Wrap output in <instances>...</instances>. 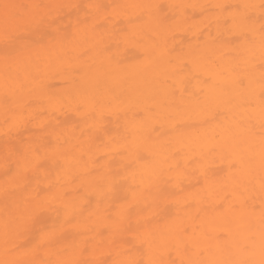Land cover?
Masks as SVG:
<instances>
[{"label": "bare ground", "instance_id": "6f19581e", "mask_svg": "<svg viewBox=\"0 0 264 264\" xmlns=\"http://www.w3.org/2000/svg\"><path fill=\"white\" fill-rule=\"evenodd\" d=\"M111 1L114 0H96V3ZM76 2L77 0H0V32L3 29L5 3L14 4L18 6L16 11L23 12L31 4L67 5ZM116 3L117 6H142H116L112 10L114 19L115 16L121 17L124 33H114L111 29L99 30L91 25L94 23H90L86 28L77 27L72 30L75 38L71 44H59L55 40L53 45L51 43L44 44L43 47L27 48L10 57L7 63L0 57L3 59L0 71L6 69L8 73L11 72L10 75L15 76L10 77L13 80L8 82L12 87L8 85L9 98L7 105H4L11 113L29 99L55 98L54 95L51 96L54 92L47 88L56 82L49 81L51 72L58 70L61 62H71L81 69L75 76L81 84L72 88L74 91H82L81 95L77 93L79 95L76 101L83 102L90 111L89 114L97 118L96 124L93 121L94 126L101 122L103 110L110 111L114 113H111L112 116L118 114L119 120L121 118L126 133L125 139L123 137L119 144L126 154V157H122H125L126 164L119 168L115 166L114 170L106 166L100 176L99 173L95 175L96 171L95 174L84 172L91 165L82 167L83 163V166L87 163V160L82 162L83 151L91 147L83 141L85 139H79L80 131L77 136L74 131L71 132L67 140L64 135L61 136L62 142L55 134L56 140L58 138L60 141L58 146L55 145V150H50L52 146L50 148L45 142L43 144L42 140L36 145L39 157L43 152H48L49 147L51 157L47 153L48 158H45L50 161L58 158L61 164V161H66L65 164H70L75 169L72 172L76 176L71 173L78 179L72 182L65 179V190L71 195L66 197L65 193H59L58 186L55 189L53 186L58 184L59 178L63 180L62 176L67 173L58 175L56 182L53 175L55 178L50 184L49 181L53 178L48 177V183L45 182L49 186L53 183L50 186L53 189H50L51 194L58 190V195L53 199L54 204L50 203L53 206H47L49 202L46 203L47 210L37 216L31 232L10 229L6 245L4 222L8 212L22 210L26 205L31 206V201L38 194L36 184H33L35 187L31 185V193L36 192L33 196L27 194L26 188L37 180L35 176L40 175L37 171L53 161L45 163L47 160L42 157L45 165L41 164L40 159V166L36 167L40 169L35 170L37 173L32 171L37 174L35 176L30 173L32 166H27L30 171L27 170L25 162L21 163L20 168L17 167L22 177V172L27 171L24 175L26 179H16L15 173V180L12 179L11 183L17 181L20 189L23 183L22 190L26 187V193L23 190L26 198L15 184V189L7 188L4 195L8 190L11 191L6 196L0 194V198H3L0 199V262L73 258L74 247H87L89 253L82 258L96 259L103 264H112L113 259L140 260L142 264H181L189 259H227V250L231 249L235 241L242 240L249 226L257 233L259 231L260 210L264 205L259 161L261 139L264 137V124L259 119V29L264 20L259 8L249 11L254 29L249 36L252 41L249 44L242 36L235 35L236 29H233L231 22L226 25L224 19L235 12L237 6L244 3L259 5L260 0H118ZM213 5H225L228 10L222 11L212 7ZM118 10L121 12L117 13ZM99 12L94 10L96 16L92 21L102 17ZM168 13L176 14V20L180 19L179 23H171V15ZM194 13L206 15V20L202 22L206 26L202 31L195 30L198 27H190ZM182 34L189 39L182 41ZM118 40L124 47L121 45V50H118L120 45L116 47ZM73 48L75 51H72ZM0 50L3 52V43L0 44ZM241 59H250L255 67L249 72H242L244 65L240 63ZM241 75H251L257 81L255 92L249 93L235 86L234 82ZM3 90L6 91L5 86ZM69 110L74 111L72 108L66 109V112ZM73 111L75 116L86 117L85 119L92 117ZM72 118L73 115H65L58 122L53 119L51 122H55L57 128L68 126L65 129L68 130L74 125ZM55 124H52L54 128ZM105 126L102 125L101 129ZM49 129L51 128L48 127L47 131L52 132ZM66 133L65 135L68 134ZM82 142L86 144L84 150ZM7 146L6 149L10 147ZM10 148L16 150L18 146L16 149L13 146ZM117 148L118 146V152ZM39 149H44L41 151L42 155ZM29 158L33 160L30 156ZM250 158L251 166L248 163ZM32 162L35 163V160ZM12 165L18 166L16 162ZM61 166L69 168V165ZM63 168L62 170L65 169ZM41 172L44 174L43 170ZM78 191L80 196L75 195ZM83 193L85 196L82 197ZM125 198L129 199L130 205L124 201ZM37 200L35 198V202ZM2 202L11 206H4ZM147 208L150 209L146 212ZM156 216L159 217L156 219ZM47 222H53L52 225L56 223L53 227L60 225L56 227L60 231L55 232L58 239L52 247H40L39 232ZM117 225L120 227L119 231L114 230ZM89 228L92 230L87 232ZM100 228L105 231L102 233ZM87 233L89 237L83 235ZM115 242L120 243L115 245ZM13 244L19 246L16 251H7ZM30 249L34 251H28ZM62 249L68 251L57 256V252ZM198 249H207V254L197 256Z\"/></svg>", "mask_w": 264, "mask_h": 264}, {"label": "rangeland", "instance_id": "374dc122", "mask_svg": "<svg viewBox=\"0 0 264 264\" xmlns=\"http://www.w3.org/2000/svg\"><path fill=\"white\" fill-rule=\"evenodd\" d=\"M118 0H114V1H111V2H105V3H103L102 2V4H100V3H96V0H77V2L75 3V4H67V5H78L79 6V8H64L63 10H53L52 11V16L55 18V24H53L52 25V27H54V28H58L59 30H60V32L61 33H67V34H69L70 36L72 35V30L74 29V28H77V27H80V28H86V27H88V25L90 24V23H94V24H91V25H94L95 26V28L96 29H99V30H104V29H111V31L112 32H114V33H124V30H123V24H122V19H121V17L120 16H115V19L113 18V15H112V10L114 9V8H116V6L118 5L116 2H117ZM119 3V2H118ZM95 5V4H98V5H100L101 6V8L99 9V13L100 14H102V17L101 18H98V19H96L95 21H92L93 19H94V17L96 16V14L94 13V10H95V8H89V7H87V5ZM65 5V4H64ZM122 10V9H121ZM123 11V10H122ZM119 12H121V11H119L118 10V12L117 13H119ZM169 15H171V23H179L178 21L180 20V19H178V20H176V14H172V13H168ZM205 16V17H204ZM118 17V18H117ZM120 17V18H119ZM206 20V15H204L203 13H194L193 14V16H192V18H191V20H190V22H191V24H190V27H193V28H195V27H198V28H195V30H199L200 29V31H202V29L206 26V25H204V23H202L203 21H205ZM206 24V23H205ZM199 31V32H200ZM2 34V31L0 32V35ZM183 36H181L182 37V41H186V40H188L189 38H188V36H184V34H182ZM2 37H3V34H2ZM0 38H1V36H0ZM75 38V37H74ZM190 39H192V38H190ZM49 39H45V41H44V44H51L52 43V45H53V43L55 44L56 42L57 43H59L60 44V41L58 40V39H50L49 41H48ZM55 40H56V42H55ZM58 40V41H57ZM48 41V42H47ZM51 41V42H50ZM119 41V40H118ZM118 41H116V43L118 42ZM45 42H47V43H45ZM1 43H3V38H2V40L0 41V44ZM62 43V42H61ZM66 42H64V43H62V44H65ZM120 45V41L118 42V45H116V47H118ZM122 45V44H121ZM121 45L119 46V48H118V50L120 49V48H122L123 47V45H122V47H121ZM3 47H4V45H3ZM124 48V47H123ZM121 50V49H120ZM123 52V51H122ZM126 52H127V50H126ZM2 53V54H1ZM0 54H1V58H3L4 59V56H3V52H2V50H0ZM3 56V57H2ZM15 56V55H14ZM3 59H0V62L3 60ZM1 64V63H0ZM7 67V66H6ZM0 68H1V65H0ZM66 71V72H65ZM4 72V73H3ZM7 71H6V69H3L2 70V72L0 71V94H2V95H0V146H3V147H0V171L2 172V174L0 175V188H1V192H0V194L2 193L3 195L2 196H6L10 191L8 190V193H6L5 195H4V193H5V191H7V188L8 189H10V187H12L11 189H15V188H13L14 187V184L16 185V188L18 189H20V187H17V185H19L20 186V184L16 181L15 183H11L12 182V179L13 180H15V178L13 177L14 175H15V173H17V172H15V171H19V173L21 172L20 171V169H18V168H20L21 167V165L25 162V161H23L22 162V160H24L25 159V155L23 154V148H24V145L25 144H30L33 148H35V146L36 145H39L38 143H41V140H42V143L44 144V142H45V144H47L48 146H50V148H51V146H52V148L50 149V150H55V145L56 146H58V143L60 144V137L61 136H65L66 137V140L70 137L69 136V134H71V132H73L76 136L77 135H79L78 133H79V131L81 132L80 133V135L78 136L79 137V139L81 138V140L82 139H85V140H83V141H86V144L88 143L89 144V146L91 147L90 149H89V147H87V150L89 151V153H88V151L87 150H85V151H83L84 149H85V143L84 142H82L81 143V146L83 147V158H82V162L83 161H86L87 160V163L85 162V166H83L84 165V163H83V165H82V167L84 168V167H86V166H88V165H91V168H85L84 169V172H85V174H90V173H93V174H95V171L97 172V174H95V175H98V173H99V176L101 175V174H103V172L102 171H105L106 169H104V167L105 168H107V167H111V168H108V169H116V167L117 168H119V166L120 165H124V164H126L125 162H126V160H125V157H126V154H124L125 152L124 151H122L121 150V148H120V140L122 139L123 140V137H124V139H125V136H126V133H125V131H124V127H123V122H122V120H121V118H120V120H119V118H118V114H115L116 116H112V114H114V113H112V112H110V111H105V110H103V112L101 113V119L102 120H100L101 122H99V124L101 125H95L94 126V122L93 121H95V124H96V117L94 118L92 115H91V113L89 114V110L87 109V107H86V105L82 102H80L79 100L78 101H76V97L82 92V91H74L72 88L74 87V85H76L77 87H79V84H81V82H79V80L77 79V77H75V76H77V71H75V73L74 72H72V71H68V70H64V71H61V70H56L55 72H51V78H50V80L49 81H56V82H54V84L53 85H51L50 84V82L48 83V85L50 84V86H48L47 88H49V90H51L52 92H54V94H52L51 96H53V97H55L56 98V100H55V98H53V99H50V100H45V99H43V98H40V99H32L31 101H30V99H29V101H27V104L23 107V109H22V107H19V108H17V109H15V110H13L12 111V113H11V111H8L7 110V107L6 106H4L5 105V90H3L4 89V86H5V83L7 82V84L9 85V86H11L10 85V83H8L10 80H13V79H11V78H14L15 76L14 75H10L11 74V72L10 73H6ZM72 72V73H71ZM73 73H74V75H73ZM2 74V75H1ZM10 75V76H9ZM19 77V75H16V77ZM64 78H63V77ZM11 77V78H10ZM17 77V78H18ZM57 79H56V78ZM65 77H67V78H65ZM69 77H70V79H69ZM74 77V78H73ZM74 80H73V79ZM4 79V80H3ZM6 79V80H5ZM8 80V81H7ZM72 80V81H71ZM71 81V82H70ZM78 81V82H77ZM71 84H70V83ZM75 82V83H74ZM72 85V86H71ZM3 87V88H2ZM12 87V86H11ZM51 87V88H50ZM71 87V88H70ZM77 87H75L74 89H77ZM64 88V89H63ZM2 89V90H1ZM55 89V90H54ZM61 89V90H60ZM67 90V91H66ZM63 92V93H62ZM77 93H79L78 95H77ZM62 94V95H61ZM74 94V95H73ZM61 95V96H60ZM81 95V94H80ZM51 96H49V97H51ZM60 96V97H59ZM68 96V97H67ZM74 97V98H73ZM81 97V96H80ZM69 99V100H68ZM75 99V100H74ZM27 100V99H26ZM58 100H61V101H58ZM69 103H68V102ZM74 101V102H73ZM25 102V101H24ZM65 102V103H64ZM74 103H75V106H74ZM80 103V104H79ZM24 104V103H23ZM55 104V105H54ZM68 104H70V106L68 105ZM3 105V106H2ZM73 105V106H72ZM79 107V105H80V108H79V114H83V116H87L88 114L89 115H91L92 117L91 118H87V119H85V118H83L82 116H75V114L74 113H72V111L73 110H69V111H67L66 112V109L68 110V109H74V111L73 112H75L76 110H75V108H77V106ZM52 106V107H51ZM85 106V107H84ZM54 107V108H53ZM82 107V108H81ZM4 109V110H3ZM60 109V110H59ZM84 109V110H83ZM6 110V111H5ZM20 110V111H19ZM88 110V111H87ZM16 113H15V112ZM57 111H58V113H57ZM59 111H61L60 113H59ZM69 112H71V113H69ZM77 112V111H76ZM85 112H87V114L85 113ZM10 113V114H9ZM15 113V114H14ZM69 113V114H68ZM112 113V114H111ZM121 113V112H120ZM2 114H4V115H2ZM70 114H72L73 115V127H69L70 129H71V131H70V129H68V130H65V129H67V127H64V126H58V128H57V125L55 124V122L57 121L58 122V120L60 119L61 120V117L62 116H65V115H69V116H72V115H70ZM94 115V114H93ZM107 115V116H106ZM103 116H104V118L105 119H103ZM110 116H112V117H110ZM119 116H121L120 114H119ZM79 117H81V118H79ZM55 121L54 123H52L53 122V120ZM115 119V120H114ZM75 120V121H74ZM52 121V122H51ZM88 121V122H87ZM47 122H50V123H47ZM92 122H93V125L92 126H90L91 124H92ZM91 123V124H90ZM52 124H55L56 125V128H54L53 127V125ZM106 125L105 127H103V129H101V127H102V125ZM49 125V126H48ZM50 125H51V127H50ZM89 125V126H88ZM96 126L98 127L97 129H96ZM48 127L49 128H51V129H49V131H52V132H48L47 131V129H48ZM62 127H64V128H62ZM89 127V128H88ZM53 128V129H52ZM60 128V129H59ZM74 129V130H73ZM79 129H81V130H79ZM53 130H54V132H53ZM95 130H98V132L97 131H95ZM104 130V131H103ZM58 131V132H57ZM64 131H65V133H66V131H67V135H65V133H64ZM69 131H70V133H69ZM100 131V132H99ZM63 132V133H62ZM53 133V134H52ZM50 134V135H49ZM51 134H52V138H51ZM55 134H56V136L58 135L59 136V140H58V138H57V140H56V136H55ZM18 135V136H17ZM82 135V136H81ZM17 136V137H16ZM63 136V137H64ZM72 136V135H71ZM55 137V139H53ZM63 137H62V140H63ZM119 140H118V139ZM4 140H5V142H4ZM116 140V142H114ZM118 140V141H117ZM121 140V141H122ZM11 142L12 143V145H10L11 143H9V142ZM36 141V142H35ZM57 141V142H56ZM8 142V143H7ZM62 142V141H61ZM119 142V143H118ZM3 143H6V146L8 145V146H10V147H12L13 146V148L14 149H16V147L18 146V148H19V152H18V148L16 149V150H13V149H11L10 147H8L7 149H6V146H5V144L3 145ZM36 143V144H35ZM65 143V142H64ZM83 143H84V145H83ZM114 143H116V145L114 144ZM118 143V144H117ZM43 144H41V145H43ZM88 144H87V146H88ZM113 144V145H112ZM22 145V146H21ZM46 145V146H47ZM15 146V147H14ZM47 146V147H48ZM113 148H112V147ZM118 146V152H117V150H116V147ZM45 147V146H44ZM54 147V148H53ZM5 148V151H3V149ZM22 148V150L20 151V149ZM40 149H41V147H39ZM42 148H43V146H42ZM46 148V147H45ZM120 148V149H119ZM11 149V151H8V150H10ZM35 149H37V146H36V148ZM39 149V150H40ZM7 150V151H6ZM47 150V149H46ZM94 150V151H93ZM119 150H121L122 152H120L119 153ZM16 151V152H15ZM23 151V152H22ZM43 152L44 151V149L43 150H40V152ZM82 151H80V154H82ZM21 152V154H19L18 155V153H20ZM42 152H41V155H42ZM124 152V153H123ZM12 153V154H11ZM50 153L49 152V147H48V152L46 151V152H43V155L41 156V157H39L41 160H42V162H41V160L39 159V161L41 162V164L43 163V162H45L44 161V159L45 160H47L46 158H48V154ZM87 153V154H86ZM93 153V154H92ZM38 154H39V152H38ZM22 155V156H21ZM23 155H24V158H23ZM94 156V158H93V156ZM125 155V157L124 158H122L123 156ZM9 156V157H8ZM14 156V157H13ZM18 156V157H17ZM29 156L31 157V159H33V160H29L30 158H29ZM39 156H40V154H39ZM45 156H46V158H45ZM49 156L51 157V155L49 154ZM21 157H22V160H20L21 159ZM42 157L44 158V159H42ZM82 157V156H81ZM81 157H80V159H81ZM84 157H86V158H84ZM12 158V159H11ZM19 158V159H18ZM90 160H89V159ZM92 158V159H91ZM18 159V160H17ZM27 159L29 160V161H34V157H33V155H31V153H29L28 154V157H27ZM55 159H57L56 161H55ZM80 159H79V161H80ZM94 159V160H93ZM123 159H124V163H123ZM89 160V161H88ZM121 160V161H120ZM17 161H19V163H17ZM50 162L51 163V161H53L51 164H49V165H46V166H44V167H42L43 169V172H44V174H42V170L40 169H36V167L34 168V166H32V165H29V166H32L31 168V176H32V174H33V172L36 170H39V171H37L40 175H37V174H35V175H37V176H35L34 174V176L35 177H37V180H36V178H35V182L34 183H32V184H29L30 186H27V188L26 187H24V191H25V188H26V191H27V194H30V195H34L36 192H33V188H32V192L34 193H31V191H30V189H31V185H32V187L34 186L33 184H36V191H37V196H35L34 197V201H31L32 202V204L34 203V205L37 203V201H39L40 202V204H45V207H47V206H51L52 204H54V202H53V199L55 198L54 196L55 195H58V192H56V191H58V190H56V191H53L54 192V194H53V192H52V194H51V191H50V189H51V187L53 186V183L49 186V184H50V182H52L53 180H54V178H55V182H56V179H58L57 177H59L58 175H62V174H64V173H67V175H68V173L70 172H72L73 170L72 169H74L73 167H71V165L70 164H65L66 163V161L65 162H63V161H61L62 162V164H64V165H69V168L68 167H65L64 166V168H63V166H61L62 164L60 163V160L58 159V158H53V160H51L50 161V159H48L45 163H47V162ZM93 162L92 164H91V162ZM14 162H16V164L18 165V166H13L12 164H14ZM39 162V163H40ZM48 162V163H49ZM81 161H80V163H82ZM119 162H122V164L121 163H119ZM22 163V164H21ZM114 163V164H113ZM116 163V164H115ZM117 163H118V165H117ZM33 164H34V162H33ZM44 164V163H43ZM108 164H110L109 166H108ZM45 165V164H44ZM94 165V166H93ZM4 166V167H3ZM40 166V165H39ZM38 166V167H39ZM107 166V167H106ZM116 166V167H115ZM15 167H16V170H15ZM18 167V168H17ZM37 167V168H38ZM130 167H131V165H130ZM25 168V167H24ZM24 168H23V170H24ZM27 168V170L29 169V171H30V167H26ZM25 168V169H26ZM62 168L64 169V170H62ZM67 169H69V170H67ZM90 169H91V171H90ZM92 169H95L94 171L92 170ZM33 171V172H32ZM35 171V172H36ZM64 171V172H63ZM66 171H68V172H66ZM74 171H75V169H74ZM87 171V172H86ZM89 171V172H88ZM117 171V170H116ZM115 171V172H116ZM36 172V173H37ZM61 172V173H60ZM102 172V173H101ZM110 172H112L113 173V171L111 170ZM114 172V173H115ZM117 172H119V171H117ZM116 172V173H117ZM23 173V177H24V175H25V173H27V171L25 170L24 172H22ZM30 173H28L29 174V176H30ZM70 173H69V176L68 177H66L67 175L65 174V175H63L62 177H64V179L62 180H60V178L58 179V184H56V183H54V184H56V185H54L53 186V189H55V188H57V186H58V188L57 189H59L60 191H59V193H65V196L66 197H71V195H70V193L68 192V191H66L65 190V185L63 184V183H65V182H67V181H65V179L67 180V179H69V177L70 176H72L73 177V175L74 174H76V173H74V172H72L73 173V175H72V173H71V175H70ZM42 174V175H41ZM53 175L55 176V177H53ZM74 176H76V175H74ZM16 179H17V177L18 178H20L21 180H24V179H26V176L23 178L22 176H21V173L19 174V175H17L16 174ZM44 177H49V178H53V179H51L50 181H49V178H48V180L46 179V180H44L43 178ZM61 177V176H60ZM29 179H30V177H28ZM33 178V177H32ZM8 180V181H7ZM31 180V179H30ZM33 180V179H32ZM59 180L61 181V182H59ZM10 181V182H9ZM27 181V180H26ZM25 181V182H26ZM29 181V180H28ZM45 181H47V183H48V181H49V184H47ZM65 181V182H64ZM9 182V183H8ZM24 182V181H23ZM24 182V183H25ZM30 182V181H29ZM31 182H33V181H31ZM6 183V184H5ZM18 183V184H17ZM27 183V182H26ZM46 183V184H45ZM62 183V184H61ZM10 184H11V186H10ZM66 184V183H65ZM7 186V187H3V186ZM9 185V186H8ZM23 183L21 184V186L23 187ZM27 185V184H26ZM64 185V186H63ZM2 186V187H1ZM60 186H62V187H64V189L62 188V187H60ZM22 187H21V191H22V193H23V190H22ZM35 187V186H34ZM61 188V189H60ZM4 189H6V190H4ZM53 189H51V190H53ZM2 190H4L3 192H2ZM34 190V191H35ZM63 190V191H62ZM13 191V190H12ZM26 191H25V193H26ZM66 191V192H65ZM80 191V190H79ZM79 191L77 192V194H75L76 196H78L79 195ZM17 192V191H16ZM19 190H18V193L17 194H19ZM30 192V193H29ZM82 192V191H81ZM80 192V193H81ZM14 193V192H13ZM12 193V194H13ZM25 193H23V194H25ZM51 194V196H50V194ZM56 193V194H55ZM68 193V194H67ZM14 194H16V193H14ZM67 194V195H66ZM84 194V193H83ZM82 194V197L83 196H85V194L83 195ZM179 194V193H178ZM9 195H11V194H9ZM45 195V196H44ZM47 195H48V197H47ZM53 195V196H52ZM68 195H70V196H68ZM2 196H0V197H2ZM16 196V195H15ZM20 196L22 197L23 195L20 193ZM28 196V195H27ZM31 196V197H32ZM80 196V195H79ZM17 197H19V196H17ZM20 197V198H21ZM24 198H26V194H25V196H23ZM38 197V198H37ZM46 199H45V198ZM52 197V198H51ZM73 197H74V195H73ZM8 198V197H7ZM13 198V197H12ZM12 198H10V200L12 199ZM35 198L36 199H38L36 202H35ZM47 198H48V200L49 201H47ZM86 198H88V197H86ZM128 198V197H127ZM127 198H125V200L124 201H126V202H128V205H130V202H129V199H127ZM0 199H3V198H0ZM5 199V198H4ZM9 199V198H8ZM7 199V200H8ZM17 199V198H16ZM128 200V201H127ZM1 201H3L4 202V200H1ZM45 201V202H44ZM123 201V200H122ZM123 201V202H124ZM2 202V203H3ZM6 202V201H5ZM31 202H29L30 204H31ZM49 202V203H48ZM52 202V204H50ZM46 203H48V205L46 204ZM125 203V202H124ZM8 204H9V202H8ZM11 204V203H10ZM32 204H31V206H32ZM50 204V205H49ZM1 205V204H0ZM3 205L5 206V205H7V204H5V203H3ZM33 205V206H34ZM47 205V206H46ZM7 206H9V205H7ZM11 206V205H10ZM9 206V207H10ZM53 206V205H52ZM1 208H2V206H0ZM0 208V209H1ZM8 208V207H7ZM4 209V208H3ZM6 209V208H5ZM4 209V210H5ZM148 209H150V208H147V210H146V212L148 211ZM1 211H2V209H1ZM6 211V210H5ZM145 212V213H146ZM105 213H107V212H105ZM147 214V213H146ZM147 216H148V214H147ZM157 217H159V216H156V217H154V218H156L157 219ZM50 223V222H49ZM52 223L53 222H51V224H48V222H47V224L45 225V229L44 228H42V229H44L43 231L44 232H51L52 230L54 231V233L56 232V231H60V228L58 229V228H56V227H58V226H60L59 224H57V226H54L53 227V225H55V224H53L52 225ZM90 227V226H89ZM42 229H41V231H42ZM55 229H58V230H55ZM101 229V228H100ZM88 230L90 231V230H92V229H87V232H88ZM52 231V232H53ZM105 230L104 229H101V232L103 233ZM86 233V232H85ZM88 234L89 233H87V235H85V234H83L85 237H89L88 236ZM37 235V234H36ZM101 235H103V234H101ZM105 235V234H104ZM39 237V236H38ZM132 237V236H131ZM127 242H129V241H127ZM120 242H118V243H116L115 242V245H117V244H119Z\"/></svg>", "mask_w": 264, "mask_h": 264}, {"label": "snow or ice", "instance_id": "6c2138e0", "mask_svg": "<svg viewBox=\"0 0 264 264\" xmlns=\"http://www.w3.org/2000/svg\"><path fill=\"white\" fill-rule=\"evenodd\" d=\"M18 6L14 4L5 3L3 5V56L5 62L27 48L43 47L45 39H58L60 42H67L71 44L74 40V34L69 35L66 32L61 33L58 28L52 27L55 24V18L52 16L53 10H63L64 8H79L78 5H64V4H31L27 6L23 12L16 11ZM89 8H95L99 10L100 5H87ZM117 7H142L140 5H126ZM158 7V6H157ZM192 7H195L194 5ZM212 7L220 8L222 11H227L228 8L225 5H213ZM259 8L262 20H264V0H260V4L244 3L237 6L235 12H231L228 17L224 19V23L227 25L231 22L234 34L242 36L247 43L252 41L249 39L251 33L254 32L252 28V17L249 15L251 9ZM260 71H259V119L264 124V22L260 25ZM72 51H75L73 48ZM239 56V49H237ZM240 63L244 65L241 69L242 72H249L251 68L255 66L251 63L250 59H241ZM59 70L64 71H80V66L73 65L71 62H61L58 66ZM235 86L249 93L255 92V85L257 81L252 78L251 75H241L235 82ZM5 104L8 103V84L5 83ZM27 101L20 107H24ZM79 111V107L76 108ZM25 167L32 164L34 167L39 166V156L36 154L37 150L30 144H25ZM31 153L34 157L35 163L27 159L28 154ZM260 161V184L262 190H264V137L261 139V148L259 153ZM249 166H251V158L249 159ZM19 175V171L16 173ZM78 177H69V181H75ZM111 192V188L108 189ZM35 209V211H34ZM46 207L37 201L34 206L26 205L22 210L8 212L7 218L4 222V235L5 244H8L9 230L13 228L23 229L25 233L31 232L35 227V221L38 215L46 211ZM114 230L119 231V225L115 226ZM40 247L47 246L52 247L57 242V234L54 232H39ZM18 245L13 244L11 248L7 249L9 252H14L18 248ZM28 251H34L32 249ZM68 249H62L57 252V256H62ZM207 249H198L197 256L207 254ZM73 258H58L55 260H37L35 258L30 260H12L0 262V264H103L102 261L96 259L82 258L89 249L87 247H74L72 249ZM227 259H189L182 261L181 264H264V205L260 210V227L258 233L249 226L246 234L242 236V240L235 241L231 249L227 250ZM112 264H142L140 260H117L113 259ZM155 264V262H153Z\"/></svg>", "mask_w": 264, "mask_h": 264}]
</instances>
